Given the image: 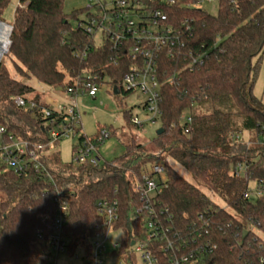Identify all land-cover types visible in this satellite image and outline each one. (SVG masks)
Masks as SVG:
<instances>
[{
    "label": "trees",
    "instance_id": "16d2710c",
    "mask_svg": "<svg viewBox=\"0 0 264 264\" xmlns=\"http://www.w3.org/2000/svg\"><path fill=\"white\" fill-rule=\"evenodd\" d=\"M10 1L0 0V21ZM197 1L163 8L179 36L171 53L167 47L159 54L158 120L163 131L154 141L157 150L131 139L123 142L122 155L101 167L74 166L62 163L58 140L44 150L49 173L20 177L0 162V264H49L55 254L43 218L56 215L57 195L69 204L63 235L71 255L81 249L83 258L92 257L93 240L104 223L98 202L116 199L114 229L123 233L111 253L124 264H139L133 241L146 243L155 264H172L190 252L194 256L187 264H264V102L253 93V59L264 56V0H217L215 14ZM64 2L19 0L9 46L14 72L63 90L85 74H97L101 80L110 78L113 92L117 85L118 94H130L121 85L129 60L121 58L115 65L111 58L116 50L107 42L97 46L94 36L78 26L89 9L68 14ZM16 96L38 105L18 106ZM43 106L50 104L1 62L0 127L20 139L47 142L64 116H46ZM125 115L131 122L128 111ZM81 131L79 127L78 143L87 137ZM109 131L113 136L117 130ZM245 131L250 132L247 140L240 138ZM161 153L224 204L167 164L165 186L150 204L161 230L155 236L146 225L148 210L136 212L143 201L135 187ZM251 180L260 190L255 199Z\"/></svg>",
    "mask_w": 264,
    "mask_h": 264
},
{
    "label": "built area",
    "instance_id": "2783aa9c",
    "mask_svg": "<svg viewBox=\"0 0 264 264\" xmlns=\"http://www.w3.org/2000/svg\"><path fill=\"white\" fill-rule=\"evenodd\" d=\"M91 1L93 3L85 6L89 9V14L83 15V20L78 22V26H82L87 34L94 36L97 46H102L107 42L116 50V54L111 58L115 65H118L121 58L129 60V70L124 74L121 85L126 91H131V93L140 92L147 96L142 106L150 114L147 119L155 122L160 115V82L157 77L159 54L167 47H169L168 52L171 53V46L176 43L179 36L176 28L169 23L168 16L163 8L166 5L176 4L181 0ZM202 1L198 0L197 4L200 5ZM99 37L102 39L101 43L98 42ZM82 56L84 57L85 53ZM106 81H110V78L105 77L101 80L97 74H85L83 78L76 79L65 89L71 96L69 105L59 104L55 108L51 106L42 107V111L46 116H50L52 113L64 116V120L50 130L51 138L47 142L20 139L13 133L8 132L5 127H0V162L20 177H29L34 173H49L44 162V150L47 147H54L55 142L63 135L69 133L77 135L80 133L81 116L77 96L87 94L96 98L101 85ZM14 101L22 107L34 108L38 105L34 100H26L22 96H16ZM55 120L56 118H52V121ZM187 121L191 123L192 118L188 117ZM131 122L138 127H142L144 124L138 116L131 117ZM109 135V130H100L94 138L88 139L86 137L85 140L79 142L74 150V162L72 164L74 166L101 167L106 159L100 153L99 146ZM166 169L167 164L165 162H156L149 171L143 173L140 182H137L135 187L143 201V205L136 212L142 214L144 210H148L150 219L146 225L155 236L160 234L161 230L158 228L156 221L152 219L154 209L150 204L154 196L161 192L165 186ZM55 202L57 203L56 215L51 218H43V221L47 224L48 238L55 254L50 258L49 264H54L57 255L67 252L68 247V240L63 235V228L68 220L69 204L60 195L55 197ZM98 213L104 218L103 231L96 233L93 240V255L86 259V264H104L102 255L108 251L105 239L112 230H115L114 224L119 216L118 200H100L98 202ZM1 227L2 216L0 215V229ZM37 232L41 238L44 237L42 229H38ZM118 246L119 241L114 244V250ZM168 247H172L171 242L168 243ZM133 250L139 256V264L156 263L155 255L146 246L145 242L135 241ZM193 256L194 253L190 252L175 257L172 264H187ZM119 264H124V262L120 260Z\"/></svg>",
    "mask_w": 264,
    "mask_h": 264
},
{
    "label": "rangeland",
    "instance_id": "374dc122",
    "mask_svg": "<svg viewBox=\"0 0 264 264\" xmlns=\"http://www.w3.org/2000/svg\"><path fill=\"white\" fill-rule=\"evenodd\" d=\"M19 3V0H11L6 9L4 10L2 19L6 24H12L14 20L15 9ZM93 3L91 0H65L64 11L71 13L74 9H79ZM200 6L209 12L215 14L218 11L217 1L209 2L203 0ZM80 15V18H83ZM99 37L98 42L101 43ZM1 62L5 64L12 72V75L18 79H22L24 82L32 85L37 93L47 100L51 107L55 108L59 104L69 105L71 102V96L62 88H54L43 82L38 81L34 77H21L14 72L13 58L9 54V50L4 52L1 56ZM253 63L257 64V76L253 87V93L257 97L261 98L264 102V56H256L253 59ZM147 96L143 93L136 92L130 94H118L113 92L109 81H106L101 85L97 97L93 98L87 94H79L77 96L78 109L81 116V128L87 138H94L100 130H110V128L116 129V134L109 136L99 146V151L103 158L112 161L124 153L123 142L135 139L145 144L150 149L157 150L154 141L157 136V130L161 127L160 120L151 122L147 119L149 113H147L142 103L146 100ZM129 112L131 117L138 116L143 121V126L138 127L127 120L125 112ZM79 134L73 135L69 133L63 135L58 143L57 148L62 163L74 162V150L78 144ZM250 132L245 131L240 135V138L245 140L249 139ZM264 139V136L261 137ZM161 159L159 161L165 162L175 167L185 178L203 188L210 196L218 200V197L213 192L209 191L204 185L194 178L185 168L173 161L166 154L161 153ZM249 191L252 198H256L260 192L257 187V182L251 180L249 182ZM220 201V200H218ZM221 204H224L220 201ZM232 211V210H231ZM233 212V211H232ZM123 231L121 229L112 230L108 237L105 239V244L108 246V251L102 255L104 264H119V256L112 254L114 250V244L120 241ZM263 235V234H262ZM84 251L77 250V255H71L68 252H63L57 255L54 264H86V259L83 258Z\"/></svg>",
    "mask_w": 264,
    "mask_h": 264
},
{
    "label": "bare ground",
    "instance_id": "6f19581e",
    "mask_svg": "<svg viewBox=\"0 0 264 264\" xmlns=\"http://www.w3.org/2000/svg\"><path fill=\"white\" fill-rule=\"evenodd\" d=\"M9 33H10V26L8 24H0V59L6 49L9 47L8 40H9Z\"/></svg>",
    "mask_w": 264,
    "mask_h": 264
},
{
    "label": "water",
    "instance_id": "95a60500",
    "mask_svg": "<svg viewBox=\"0 0 264 264\" xmlns=\"http://www.w3.org/2000/svg\"><path fill=\"white\" fill-rule=\"evenodd\" d=\"M3 23H4L3 21H0V24H3ZM5 24H6V23H5ZM8 25L10 26V33H9V40H8V44H9V46H10V44H11L10 35H11L12 30H13V25H12V24H8ZM8 50H9V47L6 49V52H7ZM0 63H1V59H0ZM114 93H115V94H118V93H119V89H118L117 86L114 87ZM162 131H163V128H159V129L157 130V134L162 133ZM246 233H247V231L245 230L244 233H243V236H245ZM134 243H135V241L132 242V245H134Z\"/></svg>",
    "mask_w": 264,
    "mask_h": 264
}]
</instances>
